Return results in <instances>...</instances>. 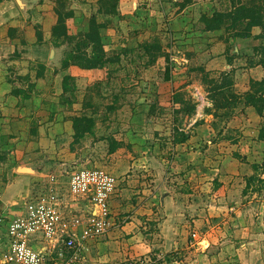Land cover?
I'll list each match as a JSON object with an SVG mask.
<instances>
[{"label": "rangeland", "instance_id": "1", "mask_svg": "<svg viewBox=\"0 0 264 264\" xmlns=\"http://www.w3.org/2000/svg\"><path fill=\"white\" fill-rule=\"evenodd\" d=\"M251 1L216 0L214 8ZM147 13L100 40L108 45L107 90L64 91L70 81L59 70L77 42L59 50L48 81L38 80L41 61L35 75L26 59L21 74L1 72L0 210L11 216L22 198L47 189L46 174L58 175L62 192L71 172L101 168L117 183L109 226L85 242L79 264H264V145L253 142L256 127L245 123L246 91L228 87L223 73L204 71V62L180 63L178 31L156 10ZM217 76L222 92L214 90ZM181 133L188 138L174 142ZM252 146L262 161L254 162ZM254 174L258 180L244 191ZM53 251L57 263L68 256Z\"/></svg>", "mask_w": 264, "mask_h": 264}, {"label": "crops", "instance_id": "2", "mask_svg": "<svg viewBox=\"0 0 264 264\" xmlns=\"http://www.w3.org/2000/svg\"><path fill=\"white\" fill-rule=\"evenodd\" d=\"M215 1L0 0V74L1 72L2 74L8 72L14 75L21 74V71L17 73V69L23 65V59H26L28 62L26 66L32 75L34 74L33 64L41 61L42 69L38 67L39 64H35L37 70L41 69V72L37 74L38 80L39 82L48 81L49 77L56 73L51 63L55 60L57 62L60 49L71 46L73 42H78L87 35H95L104 43L107 34H113L119 27L126 25V22L135 25L137 20H145L143 14L154 9L166 21H169L173 30L178 31L176 44L181 49V55L176 56V59L181 60L180 63L193 66L197 61L199 64L204 62V71L209 74L223 73L230 81L231 85L228 87H234L241 92L247 91L251 79L264 78V64L261 62L264 57L255 50L256 46L264 45V37H259V25L251 27L249 36L226 32L224 29L230 25V20L222 23L218 29L206 30L204 22H197L198 18L195 16L197 9L204 6L210 7V10L200 9L206 12L207 17L216 11L228 12L234 9L231 3L225 9L214 8ZM110 3L114 6L109 11L107 6ZM245 25V20L236 23L237 29ZM180 31L181 34H179ZM107 46L102 45L105 56L108 54ZM9 47H12V50L7 53L6 50ZM87 51L89 52L90 49L88 48ZM62 52L64 53V50ZM62 63L59 71L62 72L65 69L62 74L70 81V85L66 84L67 87L77 88L82 85L83 87H99L100 92L102 89L107 90V87H112L111 74L107 65L84 68L72 64L66 58H63ZM219 78L221 79V76L215 78L218 84L214 87L219 86ZM6 81L10 83L12 80L7 78ZM14 87H22V85L14 83ZM68 91H71V88L65 90V92ZM107 93L105 96L110 98L111 91ZM242 108L247 117L245 123L256 127L253 142L264 145L262 143L264 141L258 140L264 111L260 116L253 106L248 105ZM254 146L251 148V153L253 152L257 157L254 162L262 161V156L254 150ZM84 250L82 249L81 252L84 253ZM83 257L86 258L85 254Z\"/></svg>", "mask_w": 264, "mask_h": 264}, {"label": "built area", "instance_id": "3", "mask_svg": "<svg viewBox=\"0 0 264 264\" xmlns=\"http://www.w3.org/2000/svg\"><path fill=\"white\" fill-rule=\"evenodd\" d=\"M45 177L47 189L22 198L15 214L0 210V264H79L85 242L109 226L115 176L81 168L69 174L62 192L56 188L57 174ZM57 247L68 254L60 263L53 256Z\"/></svg>", "mask_w": 264, "mask_h": 264}, {"label": "trees", "instance_id": "4", "mask_svg": "<svg viewBox=\"0 0 264 264\" xmlns=\"http://www.w3.org/2000/svg\"><path fill=\"white\" fill-rule=\"evenodd\" d=\"M251 2L253 4H245L239 7H234V9L228 12L216 11L210 17H207L206 15L203 16L202 21L205 24V29H218L222 23L230 20V25H228L226 29H233L235 31V35L249 36L251 27L253 25H259L262 28V33L259 35V37L264 36V5L262 3L256 4L255 0H252ZM113 6L114 5L110 3L109 6H107L108 10L110 11ZM244 20L246 21V25L240 29H237L236 23ZM100 40L101 39L95 35H87L82 40L78 41L76 43L77 49L71 50L67 54L69 56V62L84 68H96L107 65L110 60L105 56ZM90 42L93 44V46H91V50L88 52L87 48ZM81 45L84 46V49L79 48ZM255 50L261 53V56L264 57V45L256 46ZM261 62L264 64V59H262ZM229 83L230 81L228 80V84ZM222 88L223 87H216L214 90L219 92ZM63 89L64 91L67 89L65 84L63 85ZM244 99L246 104L253 106L259 114H262L264 108V78L251 81L250 88L244 93ZM174 102L179 101L177 100ZM193 108L194 107H190L191 110H193ZM176 129L174 128V130ZM80 132L81 128L77 130V133ZM181 134L182 136L175 139L174 142H184L188 138L187 133ZM258 138L264 141V126L261 127ZM253 166L255 167L256 165L254 164ZM256 179L257 177L255 174L248 176L244 191L247 190V188L253 184V181Z\"/></svg>", "mask_w": 264, "mask_h": 264}, {"label": "water", "instance_id": "5", "mask_svg": "<svg viewBox=\"0 0 264 264\" xmlns=\"http://www.w3.org/2000/svg\"><path fill=\"white\" fill-rule=\"evenodd\" d=\"M20 169L23 171H30V168H28V167H21Z\"/></svg>", "mask_w": 264, "mask_h": 264}]
</instances>
